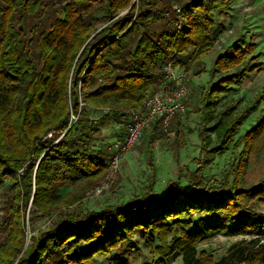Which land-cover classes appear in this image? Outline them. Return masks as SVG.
<instances>
[{
  "label": "trees",
  "instance_id": "16d2710c",
  "mask_svg": "<svg viewBox=\"0 0 264 264\" xmlns=\"http://www.w3.org/2000/svg\"><path fill=\"white\" fill-rule=\"evenodd\" d=\"M230 4L0 0V264H89L95 257L131 264L123 248L137 250L136 232L149 245L158 242L153 246L158 257L144 264H166L175 254L181 264H264V212L257 210L264 207V93L240 113L236 105L217 108L231 85L260 68V62H248L260 57L251 55L254 43L236 41L219 53L210 69L217 77L198 92V136L206 160L232 150L221 179L206 182L192 171L188 186L169 179L156 194L152 177L141 194L119 204L99 209L84 204L112 156L99 144L103 128L122 122L125 128L130 110L146 109L168 60L183 67L182 54L192 48L199 65L213 46L214 13ZM259 103L258 119L235 137ZM98 109L102 113L92 116ZM213 111L214 121L206 127ZM179 115L173 113L166 128L156 120L140 136L138 147L145 145L153 171L156 139L172 134L174 151L179 148ZM208 131L215 134L212 145ZM27 212L30 222L51 218L28 241ZM194 215L220 221L188 230L184 225ZM211 229L254 234L231 243L215 259L198 248Z\"/></svg>",
  "mask_w": 264,
  "mask_h": 264
},
{
  "label": "rangeland",
  "instance_id": "374dc122",
  "mask_svg": "<svg viewBox=\"0 0 264 264\" xmlns=\"http://www.w3.org/2000/svg\"><path fill=\"white\" fill-rule=\"evenodd\" d=\"M214 37L213 46L206 56L202 58L199 65L193 62L195 54L192 48L182 54L181 61L183 68L186 69V77L189 88L190 100L186 104V110L180 114L182 129L179 133V148L174 151L173 135L169 134L167 140L156 139L152 144L153 165L155 170L148 165L147 150L145 145L140 148L138 145L142 141L140 137L137 145L130 151L122 154L120 157L115 175L111 176V181L101 191H90L86 194L84 204L89 209H99L110 204H119L129 197L141 194L154 178L153 190L156 194H161L165 190L169 179H178L182 184H190V173L196 171L197 175L206 182L218 180L223 177L231 160L230 149L227 152L211 155L206 160L200 147L198 129L201 127V102L198 99L199 89L208 83L213 82L217 73L211 75L210 69L216 56L228 50L229 46L236 41L254 43L255 51L251 54H260V57L253 60L248 59L249 63L260 62V68L253 73L245 76L239 82L231 85V89L225 95L220 97L217 108H222L223 104L236 105L235 111L242 112L246 107L252 105L258 93H264V0H231L230 7L225 11L214 13ZM203 69L200 74L197 70ZM260 103L257 108L245 116L239 133L242 134L259 117ZM90 109V108H88ZM92 111V110H91ZM104 112L107 110H103ZM102 112L98 109L92 116L98 117ZM214 114H208L205 122L206 127L211 126L214 121ZM124 131V124L112 123L103 128L100 135L102 149H109L112 142L121 138ZM211 136V145L215 141V134L208 131ZM209 156H207L208 158ZM0 186V222L4 212V195ZM32 209V208H31ZM264 212V207L258 208ZM29 214L25 217V234L27 241L31 235L36 234L41 229L51 223V218L42 217L34 222L29 221ZM220 219L213 215H194L191 217V224L184 225L188 230H205L209 224L219 222ZM229 224H233L228 222ZM254 233L247 235L235 234L229 235L224 231L211 229L204 234V238L199 244V249H204L211 253L215 259L219 258L227 247L242 238H249ZM170 237H168V240ZM134 241L137 250L123 248V255L128 257L131 264L151 263L158 255L153 250V245L146 243V237L142 232H136ZM166 264H181L180 256L175 254L165 260ZM89 264H111L107 259L95 257Z\"/></svg>",
  "mask_w": 264,
  "mask_h": 264
},
{
  "label": "built area",
  "instance_id": "2783aa9c",
  "mask_svg": "<svg viewBox=\"0 0 264 264\" xmlns=\"http://www.w3.org/2000/svg\"><path fill=\"white\" fill-rule=\"evenodd\" d=\"M162 82L145 101V110H130L125 122L123 135L112 142V156L108 162V171L100 186L94 191H101L115 175L122 154L130 151L143 134L144 130L156 120L163 128L168 125L173 113L182 114L186 110V104L190 100L189 88L186 83V71L172 60H168L162 71Z\"/></svg>",
  "mask_w": 264,
  "mask_h": 264
}]
</instances>
